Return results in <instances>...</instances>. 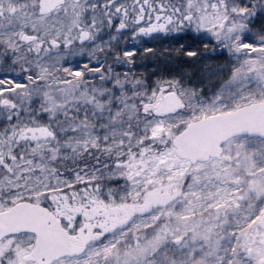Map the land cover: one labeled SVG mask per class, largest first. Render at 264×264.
<instances>
[{
	"label": "snow or ice",
	"instance_id": "6c2138e0",
	"mask_svg": "<svg viewBox=\"0 0 264 264\" xmlns=\"http://www.w3.org/2000/svg\"><path fill=\"white\" fill-rule=\"evenodd\" d=\"M0 264H264V0H0Z\"/></svg>",
	"mask_w": 264,
	"mask_h": 264
}]
</instances>
